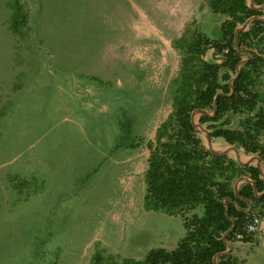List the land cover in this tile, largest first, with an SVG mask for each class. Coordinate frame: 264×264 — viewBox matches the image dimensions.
<instances>
[{
	"label": "rangeland",
	"instance_id": "obj_1",
	"mask_svg": "<svg viewBox=\"0 0 264 264\" xmlns=\"http://www.w3.org/2000/svg\"><path fill=\"white\" fill-rule=\"evenodd\" d=\"M20 1L27 22L15 33L16 0H0V264H96L99 255L176 249L184 218L145 207L148 143L173 112L182 42L217 19L208 3ZM217 54L209 46L205 59ZM239 261L264 264V254Z\"/></svg>",
	"mask_w": 264,
	"mask_h": 264
},
{
	"label": "trees",
	"instance_id": "obj_2",
	"mask_svg": "<svg viewBox=\"0 0 264 264\" xmlns=\"http://www.w3.org/2000/svg\"><path fill=\"white\" fill-rule=\"evenodd\" d=\"M254 1L264 7V0ZM206 2L217 19L182 42L181 70L171 88L173 112L148 143L145 207L181 215L186 235L174 250L154 248L143 259L99 255L96 264H240L225 254L235 232L242 230L250 211L264 217L262 170L214 153L194 121L196 111H207L200 121L208 124L212 138L259 155L264 164V10L252 8L248 0ZM14 9L11 29L20 33L27 13L20 0ZM254 17L248 29L238 30ZM210 45L226 58L205 59ZM236 115L242 116L238 125ZM245 176L251 182L237 192L235 182ZM199 208L202 214L189 216Z\"/></svg>",
	"mask_w": 264,
	"mask_h": 264
},
{
	"label": "crops",
	"instance_id": "obj_3",
	"mask_svg": "<svg viewBox=\"0 0 264 264\" xmlns=\"http://www.w3.org/2000/svg\"><path fill=\"white\" fill-rule=\"evenodd\" d=\"M208 148L210 150H214L220 155L227 154L230 158L237 160L242 165H253L259 167L262 170V176L264 178V164L259 155L247 153L243 147L230 145L222 138H212L211 142L208 144ZM248 182H251V179L247 176L237 179L234 185L236 191L239 192L240 189ZM262 195L263 193H258L259 197ZM244 250H249L251 252H248L249 254L246 253V255H244ZM225 254H232L234 257L240 260L244 259L245 261L249 262L251 255L256 256L259 254H264V237L262 241L259 242L231 243Z\"/></svg>",
	"mask_w": 264,
	"mask_h": 264
},
{
	"label": "built area",
	"instance_id": "obj_4",
	"mask_svg": "<svg viewBox=\"0 0 264 264\" xmlns=\"http://www.w3.org/2000/svg\"><path fill=\"white\" fill-rule=\"evenodd\" d=\"M210 48L216 50L213 45H210ZM225 58L226 56L223 55V53L217 54L218 61H222ZM263 232L264 219L259 213L250 211L242 230L235 232L233 241L244 242L247 237L252 238L253 240L258 239L262 236Z\"/></svg>",
	"mask_w": 264,
	"mask_h": 264
},
{
	"label": "water",
	"instance_id": "obj_5",
	"mask_svg": "<svg viewBox=\"0 0 264 264\" xmlns=\"http://www.w3.org/2000/svg\"><path fill=\"white\" fill-rule=\"evenodd\" d=\"M251 6H252V8H257L255 5H254V0H252V3H251ZM259 18V17H258ZM252 19H255V17L254 18H252ZM248 24V21L244 24V27H240L238 30H243V29H245V26ZM197 112V111H196ZM195 112V113H196ZM198 112H200L201 114H208L207 113V111H205V110H199ZM194 113V114H195ZM197 126V125H196ZM209 137L211 138V136L209 135ZM214 153H216V154H218L217 152H215L214 150H212ZM255 184V183H254ZM226 239V238H225ZM218 258V257H217ZM217 258H216V261H217Z\"/></svg>",
	"mask_w": 264,
	"mask_h": 264
}]
</instances>
